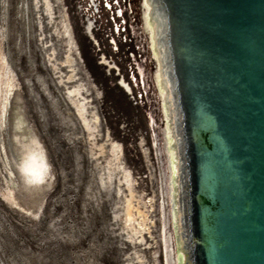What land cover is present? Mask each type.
Listing matches in <instances>:
<instances>
[{
	"label": "rangeland",
	"instance_id": "374dc122",
	"mask_svg": "<svg viewBox=\"0 0 264 264\" xmlns=\"http://www.w3.org/2000/svg\"><path fill=\"white\" fill-rule=\"evenodd\" d=\"M54 2L49 24L37 0H0V264H167L160 163L128 0ZM65 24L78 47L71 63L69 40L58 35ZM74 98L88 117L97 114L92 130L76 116ZM15 112L47 163L49 187L37 205L16 167Z\"/></svg>",
	"mask_w": 264,
	"mask_h": 264
},
{
	"label": "water",
	"instance_id": "95a60500",
	"mask_svg": "<svg viewBox=\"0 0 264 264\" xmlns=\"http://www.w3.org/2000/svg\"><path fill=\"white\" fill-rule=\"evenodd\" d=\"M167 264H264V0H128Z\"/></svg>",
	"mask_w": 264,
	"mask_h": 264
},
{
	"label": "bare ground",
	"instance_id": "6f19581e",
	"mask_svg": "<svg viewBox=\"0 0 264 264\" xmlns=\"http://www.w3.org/2000/svg\"><path fill=\"white\" fill-rule=\"evenodd\" d=\"M37 2L40 5V10L42 13H45L46 19L48 20V23L53 22V18H55L56 14V7L54 0H37ZM59 2V0H57ZM61 24H64V20L60 19ZM88 23L91 24L92 29V21H89ZM90 27L87 26V31H89ZM65 38H68V45H69V54L67 55L66 62L71 63L74 61L73 55H72V49L76 50L78 52L77 44L74 43L72 39V33L71 28L68 25H63L62 34H59ZM114 40V38H112ZM74 74H70L67 78L68 80H72L74 77ZM130 84V83H129ZM130 89L132 88V85H130ZM79 87L74 88L72 90L75 95H79ZM133 93V88H132ZM72 103L74 106V111L76 116L78 117L80 123L83 127H86L87 130H92L96 127L97 124V114L95 112H90V117L86 115V109L84 107V103L80 101L77 98L72 99ZM90 118V119H89ZM13 124H12V140L15 146V149L17 151V161H16V167L18 170V173L20 175V179L23 181V187L29 192V202L32 205H37L42 197L43 192L45 193L47 188L49 187V181L48 177H46L47 174V163L45 160L44 152L42 149V146L33 133L32 128L27 124L23 114H20L19 112H15L13 115ZM90 122H93V126H89ZM89 136H92L91 133H89ZM100 152L103 151L104 144L99 145ZM110 149V148H109ZM114 155V160H118V154H115L112 150V147L110 149ZM112 160V159H110ZM112 162V161H111ZM111 165V164H110ZM109 165V166H110ZM116 167H120L119 163L115 164ZM111 168V167H110ZM111 170V169H110ZM110 170L108 171V179L111 177ZM121 174V173H120ZM123 179L125 182H127V176L124 174V170H122ZM121 182V181H120ZM117 184V183H116ZM128 184V183H127ZM130 193L132 192L129 189ZM131 201L130 198L126 201V207H125V216L127 220H130L131 217H133L131 213ZM133 212V211H132ZM124 216V217H125ZM126 221V219H125ZM126 224V223H125ZM141 227H143V224H140ZM138 229V228H135ZM141 231V230H140Z\"/></svg>",
	"mask_w": 264,
	"mask_h": 264
},
{
	"label": "flooded vegetation",
	"instance_id": "af4514ba",
	"mask_svg": "<svg viewBox=\"0 0 264 264\" xmlns=\"http://www.w3.org/2000/svg\"><path fill=\"white\" fill-rule=\"evenodd\" d=\"M89 24V23H88Z\"/></svg>",
	"mask_w": 264,
	"mask_h": 264
}]
</instances>
